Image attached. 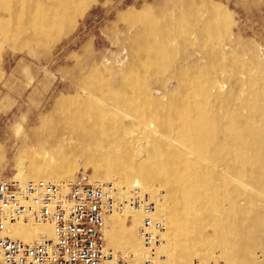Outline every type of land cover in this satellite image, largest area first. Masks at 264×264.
Instances as JSON below:
<instances>
[{"label":"bare ground","instance_id":"1","mask_svg":"<svg viewBox=\"0 0 264 264\" xmlns=\"http://www.w3.org/2000/svg\"><path fill=\"white\" fill-rule=\"evenodd\" d=\"M93 1L0 0V43L49 60ZM107 34L115 50L83 45L50 110L36 104L35 127L15 122L25 165L16 180L67 185L81 161L93 166L89 180H112L123 195L135 183L162 188L168 264H264L262 52L209 0L128 9ZM139 214L114 212L105 230L107 246L137 263ZM11 233L33 242L53 228L29 217Z\"/></svg>","mask_w":264,"mask_h":264},{"label":"built area","instance_id":"2","mask_svg":"<svg viewBox=\"0 0 264 264\" xmlns=\"http://www.w3.org/2000/svg\"><path fill=\"white\" fill-rule=\"evenodd\" d=\"M114 181L79 175L67 185L43 179L0 180V264H168L163 251L166 225L158 217L160 194L139 184L125 195ZM129 208L143 215L141 262L107 246L106 219ZM31 217L50 223L53 236L33 242L12 236L13 227Z\"/></svg>","mask_w":264,"mask_h":264},{"label":"rangeland","instance_id":"3","mask_svg":"<svg viewBox=\"0 0 264 264\" xmlns=\"http://www.w3.org/2000/svg\"><path fill=\"white\" fill-rule=\"evenodd\" d=\"M154 1L159 0H94L84 15L77 19L73 31L57 44L51 59L41 60L42 62H36L28 56L21 55L11 41L0 43L2 72L0 79V180H16L20 169L25 168L18 156L21 143L14 132L15 122L24 120L23 123H26L27 129L35 127L34 120L38 115L35 109L36 104L40 101L44 103L41 111L43 113L50 110L52 100L64 88L62 73L73 66L75 57L83 54V45L91 44L98 53L114 51L115 48L110 44V35L107 32L116 21L117 14L131 8L141 9L143 5L152 4ZM209 1L225 12L232 22V30L235 34L253 43L260 54L262 52L264 62V0ZM31 78L34 79L32 83H30ZM6 82L7 85H4ZM32 120L30 125L29 122ZM28 133L31 138L33 132L29 130ZM31 141L33 142L29 141L31 151L33 153L39 151L40 146L34 144L33 138ZM74 164V178L81 175L80 173L87 177L93 173L91 165H84L81 161ZM156 192L160 194V198L165 193L162 188ZM138 216L140 231L143 215ZM129 218L125 217L126 225L130 224ZM116 250L122 253V250Z\"/></svg>","mask_w":264,"mask_h":264}]
</instances>
